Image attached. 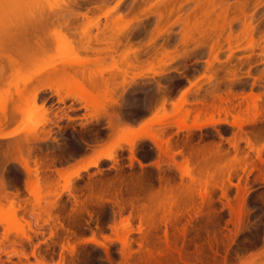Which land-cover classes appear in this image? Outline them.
<instances>
[{
  "label": "rangeland",
  "instance_id": "obj_1",
  "mask_svg": "<svg viewBox=\"0 0 264 264\" xmlns=\"http://www.w3.org/2000/svg\"><path fill=\"white\" fill-rule=\"evenodd\" d=\"M64 1L57 0V3L63 4ZM117 1L109 0L106 7H93L89 2L83 7H75L88 12L85 20L81 18L77 33L81 36L84 30L98 23L102 27L108 25L115 32L119 29L126 31L134 47L143 45L154 33L158 36L148 47L150 56H144L145 65L141 63V69H129L133 56L129 52L128 59L121 58L130 51H126L129 47H124L112 59L103 54L106 61L100 65L103 66L101 69L97 65H88L89 69L93 68V74L96 72L97 80L101 79V71L111 80L107 96H102L104 90L95 89L87 78L80 76L81 83L78 84L72 78L66 81L55 78L45 83L36 105L34 103L45 113L33 120V124L46 122L42 128L44 131L39 130L37 136L34 134L36 137L25 133L29 136L21 156H13L18 159H11L5 172L7 181L15 186L11 188L12 201H4L0 209V242L4 243L0 247V263L211 264L215 258V264H223L238 242L241 249L246 245L253 246L248 255L260 260L259 245L264 240V224L261 223L264 217V162L258 156L260 149H264V28L254 34L256 42L252 47L247 44L242 25L245 18H253L256 24L264 23V0H250L245 12L252 17L246 13L244 16L239 7H234L236 0L223 1V6L233 8L230 10L229 7L227 14L225 7H213V10L205 5L198 9L193 1L181 7L178 0L168 1V7H150L161 1L150 0L148 3L152 4L146 2L145 7L134 10L135 7L132 9L131 6L135 0H124L119 12L127 15L119 21L120 13L111 12ZM17 5L19 7L0 10L1 37L6 27L18 28L23 20L19 13L25 11L20 9L21 5L24 9L28 7L27 16L33 12V7L45 10L43 0H17ZM209 8V16L201 15L203 9ZM157 11L165 14L163 23L157 24ZM182 15L188 16L185 18L191 27L200 24L196 30H200L204 23L202 29L211 30L209 36L207 31H200L208 38L211 36L207 40L210 43L223 40L225 44L222 42L221 51L216 56L210 47L200 48L192 41L186 45L182 43L183 25L175 23L176 20L187 21ZM232 20L235 22L230 28L228 22ZM156 25L161 28L156 29L157 32ZM210 25L218 26L213 29L216 26L211 28ZM55 27L49 23L40 30V35L49 38L51 43L47 55L26 65L14 50L11 54L17 63H21L20 68L15 69L14 64L4 62L7 69L0 77V115L5 109L11 113L21 104L16 90L25 83V95L28 96L47 81V70L56 62L78 61L79 64L92 57L77 47L71 52L70 37L56 39L53 46ZM223 29L226 32H221ZM90 30L95 34L96 26ZM159 31H163L160 36ZM200 31L194 32L195 38L200 41L208 39L200 36ZM231 36L234 40L237 38L238 43L240 39V45L230 53L225 39ZM19 44L16 40L13 45L16 48ZM173 45H177V49ZM168 50L172 53L166 57ZM32 53L35 50L29 52ZM222 62L226 63L223 65ZM78 66L75 64L76 68H81ZM124 69H129L130 73L125 75ZM139 71L144 73L142 79L137 77ZM225 71L237 75L231 91H227L229 88L226 89L225 85L214 91L222 97L228 92L230 98L236 95L231 104L229 101L225 104L230 109L235 105L232 112L222 111L224 103L219 104V98L216 101L222 109L218 111L211 108L199 113L198 108L202 106L191 95L187 104H181V96L192 84L200 82L202 88L197 86L200 92H212L213 86L206 80L208 75L218 72L223 76ZM87 75L86 72L85 77ZM159 81L171 82L170 92L163 99L158 89ZM57 87H62L60 96L52 94ZM69 88L71 95L66 97ZM87 91L93 93L95 99L89 97V100L94 103L88 104L73 94L81 95ZM209 93L208 96L217 97L215 92ZM62 96L66 99L59 102ZM212 102L211 98L209 103L212 105ZM20 115L18 121L22 119ZM213 117L226 118L229 122H237L236 125L238 122L245 124L239 127L221 122L190 132L179 129L180 124L213 123ZM255 118L256 122L253 121ZM19 122L11 120L0 130L7 133L20 126ZM25 134L0 138V143L6 145L9 140H26ZM134 138L140 139L131 147L126 141ZM119 144L123 147L117 148ZM100 151L112 152L114 159H102L97 167H90L80 178H73L72 173L84 165L83 161L95 159ZM261 155L264 159V150ZM35 159L41 161L38 180L23 166L25 160H29L33 169ZM251 169L253 171L249 173ZM193 175L200 177L198 182H192ZM51 180L56 185L53 184L54 188H51L55 190L49 192L47 184ZM58 193L60 196H56ZM228 201L232 209L226 206ZM90 237L97 238L107 248L81 243ZM124 238L127 243H123ZM197 255H202L203 261L196 260Z\"/></svg>",
  "mask_w": 264,
  "mask_h": 264
},
{
  "label": "bare ground",
  "instance_id": "obj_2",
  "mask_svg": "<svg viewBox=\"0 0 264 264\" xmlns=\"http://www.w3.org/2000/svg\"><path fill=\"white\" fill-rule=\"evenodd\" d=\"M149 1L150 0H135L134 5H132L131 7H132V9H134L133 7H135L134 10H136L137 7H143V6L145 7L146 2L148 3ZM168 1L169 2H173V1L177 2V0H161V1H158L157 3H155V4H152V3H148V4H152V5H150V7H160L161 5H165V7L166 6L168 7V3H169ZM178 1L180 2L181 7H183L184 4L186 5L187 3L192 2V1L195 2V4H196L195 7H197V8L198 7L201 8V7L205 6V5H208V7H211V8L215 7V9H216V7H225V8H223L225 14H227L228 13L227 11L232 7L231 5L230 6L229 5L223 6V1L224 0H178ZM86 2L87 3L88 2L89 3H92L93 7H106V5L109 2V0H66V1H64L63 4L67 5L68 6L67 8L60 7L58 5L57 7H60L61 9L60 8H56V10H54V11L53 10H49V11L45 12V10H42L39 7H38V10L36 9L37 7L36 8L33 7V9L35 8L34 9L35 11L31 8V10L33 12L32 13H29L28 16L25 14V12H27V8L28 7L26 9L22 8V5L23 4L26 5V3H22L20 9H23L25 11L23 13V11L21 10L22 12L20 11V13H19V15L21 16L20 19H23V20L19 22L20 24H19L18 28L16 30H12L11 27H8V29H6L7 28L6 27L4 29V31H3V37L0 36L1 37L0 38L1 39L0 40V77L6 72L7 67H6L5 63L7 64L9 62L10 64H14L15 69L16 68L17 69L20 68L21 63H17V60L14 58L13 54H11L14 50H16L19 55H21V58L26 62V65L27 64L30 65V63H34V61L36 62V60L38 58L42 57L43 55H45L48 52V50L50 49V45H51L50 40H49V38L47 40L45 37L41 36L40 35V30L43 28L44 25L49 24V23H51L53 25H56V27L54 28V33H59L58 38H56L57 40L66 39L67 37H70L71 38L70 43H69L70 44V48L69 49H70L71 52H75L77 48H80L82 51L86 52V54L92 55V57L91 56L88 57L87 59L81 61V63H79V64H78V61L77 62H74V63L73 62H70L69 63V61H66V62L65 61L64 62H58V63L56 62V64H54L53 66H51L47 70V73L45 75V80L47 79V81H45L41 86H39L38 88H36L34 90V92H32L31 94H29L28 96H27V93L25 95V92L27 90L26 89V83L24 84V86H21L22 88L20 87V89L16 90L17 93H18V95H19V98H20L19 100H21L20 101L21 104L15 106V108L11 111V113H8L6 109L4 110L3 114L0 115V127L3 126V125H5L7 122L9 123L11 120L14 121V122L16 121V123H18L20 120L18 121L19 118H17V117H19L18 115L21 114L20 117L22 116L21 117L22 119L19 122V125L20 126H17L18 128L16 127L15 129L13 128L14 130L13 129H11V131L9 130L7 133L4 132V134L0 130L1 131L0 132V138H2V139H10V138H14L15 136H20L21 134H25V133L26 134H29V135L31 134L33 136H35V135L37 136L38 135L39 130H41L43 128V125L46 124V122H42V123H39V124H33V120L35 118H37L38 115H40V114H42L44 112L43 110L38 109L37 106H34V103L36 102L37 98L39 97V94L42 91V89L45 88V83H49L50 82L49 81L50 79H55V78L61 79L62 78L63 80L66 81V80L72 78V79H74L73 81L76 84H78V83H81V81L79 82V79L78 78H80V77L87 78L88 81L90 82V84L95 89H100L101 92L104 90L103 93L105 95H102V96H107L106 94L109 92V88H110L109 82H111V80L108 77H105L103 75L102 71H101V76H100L101 79L100 80H97V77L94 76L96 74V72H95L96 69L94 70L95 73L93 74V71H91L93 68H90L89 69L90 65L91 66L92 65L93 66L94 65L95 66L97 65L101 69L103 66H100V65H103L104 61H106L102 57L103 54L106 55V56H108V57H110L112 59V57L114 56V54L116 55L117 52L119 53L118 50L120 48H124V47L125 48H128L129 47L128 49H126V51H128V50H130V51L125 52V55L122 54V57L121 58H124L125 59L127 57V53H128V56H130L131 52H132V56H133V59H132L133 61L132 62L131 61H128V63L131 62L129 65L132 66L129 69H131L133 67L134 68L137 67L138 69L139 68L141 69V65L144 64L143 61L145 60L144 56L145 57L147 56V58L150 56L149 55L150 53L148 52V47L150 48V45H152V43L155 40V36H156V35H154L153 32H152L153 35L150 36L148 38V40L145 43H143V45H141V46L139 45L138 47H134L132 45V43H130L131 42V39H130L131 37L128 36L129 34L128 35L126 34V31H122L121 29H119V30H116V32H115V31H113V28H112V30L109 29V28H111V26L109 27L108 25H106L105 27H102V26L98 25L99 23L93 25V26H96V29H97V31H96L95 34L91 33V30L90 29L93 27L92 26L91 28L84 30L82 32L81 36H80V34L77 33L78 32L77 28L80 25L79 22H80L81 18L83 20H85V18L88 17V12H85V11L84 12H81L79 9H76L75 7H83V4H85ZM123 2H124V0H118L115 3V5L113 6V10H111V12H113V13H116V12L120 13L119 12V7H121V4ZM236 2H237V5L234 6V7H239V11H241L242 14L243 13H246L245 10H246V8L249 5L250 0H236ZM97 3H101V4H97ZM175 6H177V4H175ZM18 7H19V5H18ZM87 7H89V6H87ZM215 9L213 8V10H215ZM232 9L233 8H231L230 10H232ZM209 10H210V8L208 10L207 9H203V13H201V15L205 13L204 14L205 16H206V14H207V16H209ZM130 11H132V10H130ZM153 11H152V13H154ZM194 11H195V9H194ZM156 13H158V14H156ZM155 14L158 15L157 24L163 23L162 22L164 20V17L163 16L165 14L163 15V13L158 12V11L155 12ZM125 15H127V14L120 13L117 20L119 21L120 19H123V17ZM250 16H251V14H250ZM250 16L248 15V17H250ZM185 17H188V16L182 15V18H185ZM237 18H236V20L238 21ZM177 19H180V18H177ZM185 19H184V21L187 20V19L186 20ZM246 19L247 18L244 19L245 22L242 25V26H244L243 27L244 29L242 28V30L245 31V32L244 31L243 32L246 34V35L245 34L244 35H245V37H247V44L249 46L252 45V47H253V43L255 44V42H256L255 41L256 39H254V34L257 33L258 31L259 32L262 31L261 29L264 28V23H262V24L261 23L256 24L257 22L254 23V20H252L253 18H251V19L248 18L249 20L248 19L246 20ZM26 20H28V22H26ZM189 21H190V18H189ZM194 21H195V19H194ZM176 22L177 23L180 22L183 25L182 26L184 28L183 29V32H182L183 33V37L181 39H182V41H183L182 43H184V45L189 44L192 41L193 43L196 42L197 44H199L198 46L200 48L210 47L211 49L209 48V50L210 51L212 50L213 52H215V54H213V56H216V53L218 54L221 51V45H222L223 40L222 41H220V40L217 41L216 40L214 43H210L209 41H207V40H210V38H211V36L208 38V36L210 34L209 32L211 30L210 31H207V29H204L205 32L206 31L208 32V34H207L208 36L205 35V34H203L204 33L203 32L204 30L202 29V27L204 26L203 25L204 23L203 24L201 23L202 24L201 29L203 30L202 31L203 33H201V31H200L201 29L200 30L199 29L196 30L200 26V24H198V23H196L195 25H193L192 26L193 28H192L190 26V24L188 23V20L186 22H183V21L181 22V20H176L175 23ZM233 22H235V20H232L231 22H228L230 28L234 25ZM199 23H200V21H199ZM214 26H216V27H214ZM214 26H212V27H214L213 29H217V26L218 25H214ZM155 27H157V28H155V31H156V29L157 30L161 29L157 25ZM210 27H211V25H210ZM221 28H223V27H221ZM107 29H108V31H107ZM153 30H154V28H153ZM197 31L198 32L200 31V33H198V34H201L200 36H202V35L203 36H206L208 39H206V38L203 39L202 38L203 41H202V39H201V41L200 40H197L195 38L197 35L196 36L194 35L195 34L194 32H197ZM224 31L226 32L225 29H223V31H221V32H224ZM162 32L159 31V36H160V33H162ZM108 33H110V34H108ZM76 37H78V38H76ZM232 38H233V36H231V38H228L227 37V39H225L226 40V44H229V51H230V53L233 52L236 48L239 47L238 44L240 45V39H239V43H238L237 38H235L236 40H234ZM263 39H264V37H263ZM16 40H18L19 43H21V44H19L15 48L13 44H14V42ZM179 44H180V42H179ZM223 44H225V43L223 42ZM177 45H173V46H175V48H176ZM234 47H236V48H234ZM175 48H170V49H172V50L174 49L175 50ZM31 50H35V53L29 54V52ZM81 50H79V51H81ZM172 50H171V52L168 50L169 52H167L166 57L168 56V53L171 56ZM129 52H130V54H129ZM188 52L186 53V55H189ZM175 55H176V51H175V54L173 56H175ZM128 58L129 57H127L126 59H128ZM172 58H175V57H172ZM214 60H215V57H214ZM219 61H222V60H219ZM225 63L222 62L223 65ZM75 64L77 66L80 65L78 67H81V68H76L75 67ZM86 65H87V67H86ZM88 65H89V67H88ZM127 65L128 64H126V66ZM138 65L140 67H138ZM207 66H209V65H207ZM129 69H126V70L124 69L123 70V72H124L125 75L127 73H130V72H128ZM216 71H218V70H216ZM86 72H87L88 75L85 77ZM220 72H219V74H220ZM138 73H137V75H138ZM142 73L140 72V74L138 76L135 74V76L141 77V79H142L143 78L142 76L144 74V73L143 74ZM214 73L215 74H213V75H208L209 77H208V79H206V80H209V81H207L208 83L209 82L211 83L210 84L211 87L213 86L211 88V89H213L212 92L214 90H217L218 91V88L221 87L222 85H225L226 86V89L229 88L227 91H231L230 90L231 89L230 87H232L231 85H232V83H233V81H234V79L236 78L237 75L236 74H233V73L231 74L228 71L226 73H224V75L222 74L223 76H221V74L218 75V72L217 73L214 72ZM78 76H80V77H78ZM122 76H123V74H122ZM133 76H134V74H133ZM205 76H203V77H205ZM123 78H125V77L123 76ZM123 83H125V82H123ZM158 83H160V84H158V86H159L158 89H159L160 95L162 96V99H163L170 92L171 82H168L167 81L166 83H162V82L159 81ZM199 83L198 84H192L191 85L192 87L190 86V89L188 88V90L185 93H183L184 95H182L181 96L182 98L180 99L181 100V104H185V103L187 104L188 97H190V95L191 96H194L196 98L195 101L200 102V105L202 106V107H199V108L197 107L199 113L206 112L207 110H209L211 108L214 111L215 110L218 111L221 108V106L217 104L219 101H220L219 104L221 103L222 105H223V103L225 105L226 103H228V101L231 104V100L235 98L234 96H236V95H232L233 97L230 98L229 97L230 96L229 94H231V93L228 92L227 95H225L226 97H222L223 95H218L216 93V91H214L217 94V97H213V95H210L211 96L210 97V96H208V93L210 92L209 94H213L214 92L212 93L211 91H209V92L206 91V92H208L206 94L204 93L205 91L203 93L200 92V88H202V87H200L201 84H199ZM133 84H134V82H133ZM197 86L200 87V88H198ZM195 87H197L198 90H196ZM215 87H216V89H215ZM61 88L62 87L55 88L53 90V93L52 94L60 96V90H61ZM102 88H104V89H102ZM123 88H125V87H123ZM73 91H74V89H73ZM103 93H101V94H103ZM219 93H221V92H219ZM73 94H75L74 96H76L78 98L80 97L81 99H84L86 103H88V102H90V103L93 102L94 103V100H91L92 98H94V97H92L93 96V93L90 92V91L89 92L87 91V92L81 93V95L80 94L77 95L76 93H73ZM65 95H66V97H68V96L71 95V89L70 88L67 90V92H66ZM66 97L65 98L63 96L62 97H59V102H64L65 99H66ZM76 97H74V98H76ZM89 97H91L90 100H89ZM211 98H212V101H213L212 102V105L209 103L211 101ZM217 98H219V101H216ZM35 105H36V103H35ZM224 105L222 106L224 109L221 108L222 111H227V112L230 111V112H232L233 111L232 109H235V105L232 106L231 109L229 108V105L228 106H226V105L224 106ZM217 107H219V108L217 109ZM258 117H256V118H258ZM256 118H255V120H253L254 122H256V120H257ZM227 120L228 119H226V118L225 119L224 118H216L215 119L213 117L212 118V121H211L213 123L197 124V125H193V126H187V125L180 124L179 125V129L181 131L190 132L193 129H200V128H203L204 126L214 125L216 123H221V122H223V123H227L228 122V123H232L233 125H236V123H237V122H229ZM119 121H120V119H119ZM246 123H248V121H246ZM250 123H252V121ZM244 124H245L244 122H238V125H236V126L243 127ZM0 129H2V128H0ZM42 131H44V130L42 129ZM29 135H26V138ZM138 139H140V138H134L133 140H130V141L127 140L126 143L129 144L131 147H133L137 143V140ZM27 140H28V138L26 140H23V141L22 140L19 141V139L18 140H15V141L14 140H12V141L9 140V143H6V145L0 143V156H5V157H9L10 159L17 160L18 158L17 157L13 158V156H17V155L21 156L22 151L24 150L25 144L27 143L25 141H27ZM29 140H30V138H29ZM24 142H25V144H24ZM122 147H123L122 144L117 145V148H122ZM263 150H264L263 148L260 149L259 156H258L259 159L262 160L261 162H264V159H262V155H261L262 152H263ZM193 151H195V150H193ZM190 154H192V153H190ZM97 155H98V153H97ZM94 158L95 159H92L91 161H88V163L86 162V163H84V165H80V167L78 169H76L72 173L73 178H80L83 171H88L90 167H97L102 159H108V160L114 159V155H113L112 152L111 153H109V152H107V153L103 152L102 153L101 152V154H99L97 157H94ZM29 162H30L29 160H25V162L23 163V166L25 167V169L29 173H31V175H34V177L36 178V180H38L40 178V172H41V170L39 169L40 168V165H41L40 164L41 161L39 162L38 159H35L34 160V164H35L34 166L35 167H33V169H31V166H30ZM253 169H251L249 171V173H251L253 171ZM59 174L61 176L63 175V173H61V172H59ZM191 178H192V182H194V183L198 182L199 179H200V177H197L196 175H193V177H191ZM52 182H53V180L49 181V183L47 184V188H49V192H50L51 189L54 188V186H53L54 183H52ZM54 185H56V184H54ZM68 185H67L68 187H66V190L69 191L70 190L69 187H70L71 183H69ZM14 186L15 185H13V183L11 184V183L8 182L7 187L5 189H3V190H0V209L3 208L4 201H9V202L12 201V200H10V194L12 193L11 192V188L14 187ZM51 187H53V188H51ZM67 188H69V189H67ZM28 190L31 193L33 192V189L32 188H28ZM53 190H55V189H53ZM59 194L60 193H58V195H56V196H60ZM245 202H246V199L244 200V203ZM225 204H226V206H228V207H230L232 209V204H231L230 201H228ZM33 205H32V208H34V206H36V205H34V206ZM31 209H30V211H31ZM32 210H34V209H32ZM14 214L15 213H13V215ZM93 239L96 241L95 244L107 248V246L104 243H102L101 241H99L95 237H90L88 239L86 238V240H83V241H88V240H93ZM124 241H126V238L123 239V243H124ZM2 242H0V247L4 244ZM145 242H146V240H145ZM126 243H127V241H126ZM147 246H148V243H147ZM128 247H129V245H128ZM143 248H144V246H143ZM198 252L200 254H202V252H200V251H198ZM178 253L180 254V256L182 255L181 251H179ZM195 259L196 260H199V261H203L202 255L195 256ZM214 261H215V258H213V262L211 264H215ZM227 261H228V258L225 257L223 264H226ZM208 264H209V262H208Z\"/></svg>",
  "mask_w": 264,
  "mask_h": 264
},
{
  "label": "snow or ice",
  "instance_id": "obj_3",
  "mask_svg": "<svg viewBox=\"0 0 264 264\" xmlns=\"http://www.w3.org/2000/svg\"><path fill=\"white\" fill-rule=\"evenodd\" d=\"M17 0H0V10H8L12 9L14 7H17ZM38 6V5H37ZM43 6L45 9V12H47L49 9L55 10L58 6L57 0H43ZM60 7L67 8L68 6L65 4H59ZM67 14V13H66ZM59 33H52V43L53 46H55L56 38H58ZM11 163V159L9 157L0 156V190H3L7 187L8 181L5 176L6 169ZM261 223L264 224V217L261 218ZM81 243H91L95 244L96 241L88 240V241H82ZM239 243H237V247L234 248L232 255L229 257L227 264H264V240L261 241L260 247V260H255L252 256H249L248 253L250 251H253V246L246 245L243 249L239 247ZM237 252H239V255H237ZM32 264H35V261L32 262Z\"/></svg>",
  "mask_w": 264,
  "mask_h": 264
},
{
  "label": "crops",
  "instance_id": "obj_4",
  "mask_svg": "<svg viewBox=\"0 0 264 264\" xmlns=\"http://www.w3.org/2000/svg\"><path fill=\"white\" fill-rule=\"evenodd\" d=\"M88 161V159L87 160H85V161H83V163H86ZM83 163H81V164H83Z\"/></svg>",
  "mask_w": 264,
  "mask_h": 264
}]
</instances>
